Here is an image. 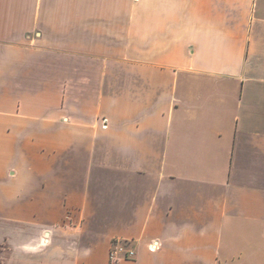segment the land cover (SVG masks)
<instances>
[{
  "label": "crops",
  "instance_id": "obj_1",
  "mask_svg": "<svg viewBox=\"0 0 264 264\" xmlns=\"http://www.w3.org/2000/svg\"><path fill=\"white\" fill-rule=\"evenodd\" d=\"M0 264H264V0H0Z\"/></svg>",
  "mask_w": 264,
  "mask_h": 264
},
{
  "label": "built area",
  "instance_id": "obj_2",
  "mask_svg": "<svg viewBox=\"0 0 264 264\" xmlns=\"http://www.w3.org/2000/svg\"><path fill=\"white\" fill-rule=\"evenodd\" d=\"M136 256V250L133 247H128L126 244L114 242L111 249L112 260L124 258H133Z\"/></svg>",
  "mask_w": 264,
  "mask_h": 264
}]
</instances>
